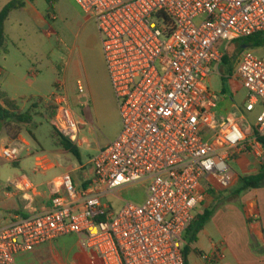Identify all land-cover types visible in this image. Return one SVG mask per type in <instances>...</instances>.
<instances>
[{"label": "built area", "instance_id": "obj_1", "mask_svg": "<svg viewBox=\"0 0 264 264\" xmlns=\"http://www.w3.org/2000/svg\"><path fill=\"white\" fill-rule=\"evenodd\" d=\"M75 1L97 25L122 129L91 159L87 187L66 173L51 185L49 208L0 228V264L69 235L103 264H186L185 235L205 200L233 187L232 161L264 157V45L243 48L229 77L223 69L232 44L264 36V0ZM215 75L245 88L242 110L218 113ZM62 87L47 99L56 109L51 125L78 144L80 121ZM78 92L88 108L80 83ZM25 152L26 144L8 145L0 158L16 163ZM46 160L38 157V167ZM137 185L141 202L121 197ZM9 186L36 191L26 179ZM223 259L220 250L204 255L208 264Z\"/></svg>", "mask_w": 264, "mask_h": 264}, {"label": "crops", "instance_id": "obj_2", "mask_svg": "<svg viewBox=\"0 0 264 264\" xmlns=\"http://www.w3.org/2000/svg\"><path fill=\"white\" fill-rule=\"evenodd\" d=\"M35 1L26 0L22 10L27 11L31 8L34 18L38 22L46 24L47 20L51 19V14L46 10H39ZM10 3H12L11 0H0V12ZM7 22L4 44L7 39ZM4 44L0 47V54L5 48L6 44ZM1 70L0 68V74ZM232 71L233 66L231 70L224 69L225 76L229 77ZM62 74L63 80L59 81L63 84L62 92L67 96L71 108L77 114L76 105L81 107V100L79 96L76 100V49L70 53ZM228 77L223 80L241 85L234 78L228 79ZM0 92L6 93L11 100L17 101L2 90L1 84ZM54 93L55 91L51 95ZM112 95L115 97L113 89ZM38 98L43 97L38 96ZM243 107L244 104L242 106L236 102L234 93L221 94L218 113L228 115L242 110ZM86 110L88 108L83 109L84 112ZM77 116L81 130L80 143L76 145L80 150H83V144L88 143L84 136L86 122L83 117L78 114ZM49 126L50 129L53 128L51 120ZM43 127L38 126L33 131L35 139L27 136L25 132L16 142L10 140L4 133L0 136L1 149L16 144H26L30 149H33L18 162L12 163L14 166L20 167V172L15 178L6 182L0 179V228L8 227L20 218H27L49 208L53 189L51 185L59 181L64 174H70L78 188L87 187L93 179L91 159L104 148H86L88 152H92L86 162L83 161L82 153L81 160L78 161L72 154L56 146L55 142L57 149L47 152L40 143L45 140L40 138ZM48 137L54 141L51 135ZM40 156L47 158L42 168H39L37 163ZM236 164L238 170L233 167L236 173L233 187L220 194L209 196L200 206L203 211L200 214H203L205 210H210L213 214L208 224L198 234L197 242L191 246L188 264L191 255H197L200 264H208L204 260V255L214 254L217 250L222 252L224 259L213 264H264V181L257 187L238 192L242 178L257 177L262 173L264 157L259 160L254 155L247 154L239 157ZM24 179L34 185L36 191L32 195H27L9 186L11 181H23ZM15 264H103V262L96 256L83 253L77 237L69 235L40 245L32 252L17 256Z\"/></svg>", "mask_w": 264, "mask_h": 264}, {"label": "rangeland", "instance_id": "obj_3", "mask_svg": "<svg viewBox=\"0 0 264 264\" xmlns=\"http://www.w3.org/2000/svg\"><path fill=\"white\" fill-rule=\"evenodd\" d=\"M11 2L24 4L26 0ZM35 2L39 10H46L51 14V19L46 24L38 22L32 15L31 8L24 11L22 7L11 12L6 25V45L4 44L5 48L0 54L1 88L20 102V108L26 111L31 106V98L37 99L39 96L47 100L51 96L56 83L63 80L62 71L70 53L76 49V100L80 83L85 89L88 102V110L85 112V108L76 105V113L86 122L84 136L88 143L83 144V150L79 149L86 162L92 154L86 148L107 147L122 129L120 109L112 95L101 37L95 21L88 19L75 0H54L52 6L46 0ZM211 85L219 95L234 93L236 102L243 106L247 96L243 86L225 81L217 75L211 79ZM257 115L258 111L250 121L255 122ZM49 122V113L39 112L34 123L29 126L30 131L44 126L40 138L45 140L40 143L47 152L57 149L52 138L48 137H54V130L50 129ZM26 154L27 152L23 156ZM231 164L238 170L236 160ZM19 172L20 167L0 159L1 180L6 182L13 179ZM121 197L127 201L141 202L144 189L142 186H132L123 190ZM103 203H115L116 208L120 206L113 197H106ZM201 211L200 207L198 215ZM189 264H200L199 257L191 255Z\"/></svg>", "mask_w": 264, "mask_h": 264}, {"label": "trees", "instance_id": "obj_4", "mask_svg": "<svg viewBox=\"0 0 264 264\" xmlns=\"http://www.w3.org/2000/svg\"><path fill=\"white\" fill-rule=\"evenodd\" d=\"M52 6L54 0H46ZM23 7V3L12 2L8 4L0 12V47L5 41V24L8 21L13 10ZM50 18V16H48ZM249 46L256 49L264 45V36L258 35L243 41V43L235 42L231 45L230 50L224 60L223 69L231 70L237 56L243 49V46ZM31 106L26 110L20 108V102L11 100L6 93L0 92V134L4 133L10 140L18 141L22 133H26L30 138L35 139L33 131H30L29 126L34 123L35 117L39 112L49 113L50 120L55 116L56 109L48 103L46 99L37 98L30 99ZM54 130V129H53ZM1 136V135H0ZM53 139L56 146L61 147L66 152L72 154L78 161L81 160V152L75 143L64 138L54 130ZM264 146V139H261ZM264 181V170L257 177L242 178L238 192H244L252 187H257ZM212 211L205 210L203 214H199L195 223L187 231L185 238L187 246L184 250L186 264L188 257L191 254V246L197 242L198 234L205 228L212 217Z\"/></svg>", "mask_w": 264, "mask_h": 264}, {"label": "water", "instance_id": "obj_5", "mask_svg": "<svg viewBox=\"0 0 264 264\" xmlns=\"http://www.w3.org/2000/svg\"><path fill=\"white\" fill-rule=\"evenodd\" d=\"M243 48H244V49H246V48H247V46L245 45V46H243Z\"/></svg>", "mask_w": 264, "mask_h": 264}]
</instances>
